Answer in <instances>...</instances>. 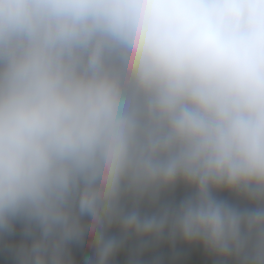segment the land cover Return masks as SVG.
<instances>
[{"label":"clouds","instance_id":"obj_1","mask_svg":"<svg viewBox=\"0 0 264 264\" xmlns=\"http://www.w3.org/2000/svg\"><path fill=\"white\" fill-rule=\"evenodd\" d=\"M133 237L264 264V0H0L4 250L110 264Z\"/></svg>","mask_w":264,"mask_h":264},{"label":"trees","instance_id":"obj_2","mask_svg":"<svg viewBox=\"0 0 264 264\" xmlns=\"http://www.w3.org/2000/svg\"><path fill=\"white\" fill-rule=\"evenodd\" d=\"M190 194L191 189L181 184L173 192L162 197V203L178 204ZM216 195L240 207H253L226 190L217 192ZM141 211L142 214H151L154 209L144 205ZM108 235L120 237L121 234L117 228H112ZM23 238L22 227L18 224L15 233L9 239L20 242ZM138 245L139 242L134 237L130 238L112 258L110 264H222L217 258L208 254L202 245L186 244L179 238L175 242L164 240L159 244H150L142 251H138ZM73 255L74 264H85V258L93 257L94 250L75 246ZM0 264H16L15 257L4 250L3 240H0Z\"/></svg>","mask_w":264,"mask_h":264}]
</instances>
